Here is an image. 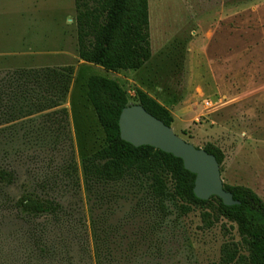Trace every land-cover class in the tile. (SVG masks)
<instances>
[{
    "label": "rangeland",
    "instance_id": "1",
    "mask_svg": "<svg viewBox=\"0 0 264 264\" xmlns=\"http://www.w3.org/2000/svg\"><path fill=\"white\" fill-rule=\"evenodd\" d=\"M148 4L150 61L113 73L79 59L74 0H0V169L15 175L12 184H0V264H94L71 106L90 75L115 80L130 104L135 89L156 99L174 117L176 136L199 149L220 148L223 184L245 186L264 202V0ZM64 67L73 69L68 93L45 108L59 102L55 82L24 72ZM78 101L86 141L100 147L102 134ZM27 191L58 204L59 212L21 216L16 202ZM107 193L125 197L108 207L112 219L121 218L131 192L116 186ZM204 212L210 211L170 216L164 236L171 242L161 247L158 264H225L223 247L246 255L236 226Z\"/></svg>",
    "mask_w": 264,
    "mask_h": 264
},
{
    "label": "trees",
    "instance_id": "2",
    "mask_svg": "<svg viewBox=\"0 0 264 264\" xmlns=\"http://www.w3.org/2000/svg\"><path fill=\"white\" fill-rule=\"evenodd\" d=\"M74 5L81 61L113 73L138 71L150 61L148 0H74ZM72 72V67H64L24 73L37 82L40 77L44 82H55L59 102L45 105L55 108L68 93ZM134 94V104L166 126H172L174 117L164 105L140 89H135ZM79 99L88 107L90 118L102 134L100 147L86 141L83 122H87V116L80 111ZM129 105L127 92L115 80L101 75H90L84 96L75 95L71 105L80 144L82 180L91 202L89 230L94 264H158L161 247L171 242L168 235L164 236L172 227L170 216H184L194 208L209 210L203 213L204 217L211 215L214 221L223 218L236 226L246 255L223 247L225 264H264L263 200L245 186L225 184L224 190L239 205L225 206L217 197L198 199L193 192L195 176L184 169L180 159L121 140L118 118ZM202 149L215 157L221 172L224 154L220 148L207 144ZM14 180L12 171L0 169V184L10 185ZM116 186H124L132 196L128 212L114 220L111 216L115 211L108 207L125 199L121 195H108L107 191ZM16 208L25 217L53 216L60 210L58 204L31 191L19 196ZM100 208L104 209L99 211Z\"/></svg>",
    "mask_w": 264,
    "mask_h": 264
},
{
    "label": "water",
    "instance_id": "3",
    "mask_svg": "<svg viewBox=\"0 0 264 264\" xmlns=\"http://www.w3.org/2000/svg\"><path fill=\"white\" fill-rule=\"evenodd\" d=\"M118 128L122 141L134 147L149 146L180 159L184 169L195 176L193 192L198 199L217 197L225 206L240 204L224 190L219 165L213 155L176 136L171 127L140 105L131 104L122 109Z\"/></svg>",
    "mask_w": 264,
    "mask_h": 264
},
{
    "label": "built area",
    "instance_id": "4",
    "mask_svg": "<svg viewBox=\"0 0 264 264\" xmlns=\"http://www.w3.org/2000/svg\"><path fill=\"white\" fill-rule=\"evenodd\" d=\"M211 105V103L209 101H204L203 102V106L204 107H209Z\"/></svg>",
    "mask_w": 264,
    "mask_h": 264
}]
</instances>
